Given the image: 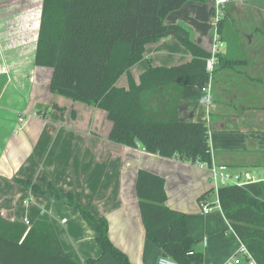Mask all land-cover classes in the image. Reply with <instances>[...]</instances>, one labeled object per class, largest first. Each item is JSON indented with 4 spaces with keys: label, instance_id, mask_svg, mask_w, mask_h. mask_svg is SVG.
<instances>
[{
    "label": "crops",
    "instance_id": "crops-1",
    "mask_svg": "<svg viewBox=\"0 0 264 264\" xmlns=\"http://www.w3.org/2000/svg\"><path fill=\"white\" fill-rule=\"evenodd\" d=\"M211 4L210 0L188 1L165 18L167 24L176 23L187 29L191 38L207 50L211 51L216 42L222 56L215 60L206 97L195 105L182 101L181 114L208 124L209 146L216 163L255 177L264 176V72L260 71L264 67V50L232 47L239 44L238 38L217 40L214 27L209 26ZM206 20L208 24L204 23ZM257 38L248 37V43ZM260 39L264 42V36ZM222 42L226 43L223 50ZM190 59L186 48L169 34L146 44L143 58L130 72L136 79L135 69L139 75L149 66H173ZM14 87L0 84V215L3 218L21 222L26 219L28 225L39 218L49 220L62 248L76 261L84 263L96 258L93 264H117L110 254L101 255L94 238V225L79 211L36 194L15 179L40 185L52 182L73 192L94 214L106 218L109 239L132 264H156L163 252L145 236L135 193L137 170L144 169L164 178L166 205L186 213L187 232L195 240V249L202 252V261L197 264L231 261L230 264H247L246 258L237 253L242 241L216 204V191L212 193L215 197L211 194L205 199L211 210L201 211L198 196L214 188L205 167L175 156L148 152L141 145L126 146L112 141L106 112L92 105L86 104L83 110L87 116L78 113L65 116L51 107L52 104L60 107L53 102L41 110L45 115L33 113L25 119V115L18 113L27 108L32 94L28 91L21 94ZM12 115L18 117L12 120L9 117ZM17 123L22 125L16 127Z\"/></svg>",
    "mask_w": 264,
    "mask_h": 264
},
{
    "label": "trees",
    "instance_id": "trees-1",
    "mask_svg": "<svg viewBox=\"0 0 264 264\" xmlns=\"http://www.w3.org/2000/svg\"><path fill=\"white\" fill-rule=\"evenodd\" d=\"M188 1L207 0H42L33 64L51 68V92L104 110L112 141L209 164V126L181 114V102L195 105L206 97L202 88L215 69L209 71L206 65L212 52L197 44L181 25L165 23L171 11ZM224 16L217 21L218 40H225ZM169 34L190 53V61L149 66L136 80L130 68L143 58L145 45ZM213 55L222 57L218 51ZM122 75L126 87L116 85ZM51 107L60 109L57 104ZM15 180L36 194L75 208L94 225L101 255L110 254L117 264H132L109 239L106 218L94 214L73 192L52 182ZM214 191L230 228L257 264H264V181L211 187L198 196L199 203ZM135 193L146 238L178 264L200 263L202 252L187 232L186 213L165 203L164 178L138 169ZM96 260L76 261L62 248L49 220L39 218L28 225L0 215V264H93Z\"/></svg>",
    "mask_w": 264,
    "mask_h": 264
},
{
    "label": "rangeland",
    "instance_id": "rangeland-1",
    "mask_svg": "<svg viewBox=\"0 0 264 264\" xmlns=\"http://www.w3.org/2000/svg\"><path fill=\"white\" fill-rule=\"evenodd\" d=\"M210 1L213 4V0ZM41 3L42 0H0V84L3 86L13 85L21 94L27 91L29 95L32 94L27 108L24 112L18 113L19 116L25 115V119L33 113H40L46 105L53 102L60 105L58 112L65 116L77 113L87 116L86 111H83L86 107L85 103L49 90L51 68L33 64ZM223 12L225 16L222 36L225 40H229V37L239 40V44L234 43L231 45L232 47L236 46L239 49L240 46H243L247 50L249 48L264 50L263 39H260L264 36V0H229L224 5ZM166 21H170V19H166ZM204 23L208 24L207 20ZM209 26L214 27V22L212 23L210 19ZM250 36L259 38L249 44L248 37ZM225 45L226 43L222 42L220 49L223 50ZM177 55L179 56V54ZM137 71L135 69L134 73L138 80ZM260 71L264 72V67L260 68ZM15 83H22V87ZM117 83L122 84L118 86L126 87V75L119 77ZM50 110L51 108L48 112ZM9 117L12 120L16 118L13 115ZM19 125L21 126L22 123ZM19 125L17 123L16 127ZM12 126L15 127V124ZM259 170L263 171V168ZM212 195L215 197V194Z\"/></svg>",
    "mask_w": 264,
    "mask_h": 264
},
{
    "label": "built area",
    "instance_id": "built-area-1",
    "mask_svg": "<svg viewBox=\"0 0 264 264\" xmlns=\"http://www.w3.org/2000/svg\"><path fill=\"white\" fill-rule=\"evenodd\" d=\"M229 0H213V14L211 16L212 23L214 22V29H216L217 21L221 18L223 15V8L224 5ZM218 45L216 42L213 44V47L211 49L212 56L207 59V69L209 71L212 70L215 64V57L214 53L217 51ZM210 89V82H208L207 86L202 88V91L208 92ZM23 117L19 118V120H22ZM194 164L198 166L205 167L209 172V178L211 182L214 185V189L216 190L219 186H225V185H236V186H243L249 182H260L264 181V176L255 177L251 174H246L240 171H234L232 170L228 165L226 164H220L216 163L213 159L208 164L206 162H202L198 159H196ZM201 211L203 212H209L211 210V204H209L206 200L201 201L200 203ZM216 204H219L218 200H216ZM25 224H29L28 220H24ZM237 253H239L241 256H244L247 260V264H257L255 259L251 256V253L248 251L247 247L243 242H240L239 248L237 249ZM238 259L234 258L233 261L237 262ZM232 262V261H231ZM231 262H228L229 264ZM156 264H178L176 261L172 260L168 256H160L157 260Z\"/></svg>",
    "mask_w": 264,
    "mask_h": 264
},
{
    "label": "water",
    "instance_id": "water-1",
    "mask_svg": "<svg viewBox=\"0 0 264 264\" xmlns=\"http://www.w3.org/2000/svg\"><path fill=\"white\" fill-rule=\"evenodd\" d=\"M161 256H164V257H165V256H167V255H166L165 253H162Z\"/></svg>",
    "mask_w": 264,
    "mask_h": 264
}]
</instances>
